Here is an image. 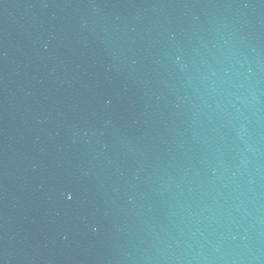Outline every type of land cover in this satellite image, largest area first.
I'll return each mask as SVG.
<instances>
[{
    "label": "water",
    "instance_id": "1",
    "mask_svg": "<svg viewBox=\"0 0 264 264\" xmlns=\"http://www.w3.org/2000/svg\"><path fill=\"white\" fill-rule=\"evenodd\" d=\"M0 264H264V0H0Z\"/></svg>",
    "mask_w": 264,
    "mask_h": 264
}]
</instances>
